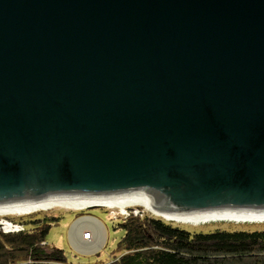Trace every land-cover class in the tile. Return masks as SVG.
<instances>
[{"label": "water", "instance_id": "1", "mask_svg": "<svg viewBox=\"0 0 264 264\" xmlns=\"http://www.w3.org/2000/svg\"><path fill=\"white\" fill-rule=\"evenodd\" d=\"M138 192L264 214V0H0V205Z\"/></svg>", "mask_w": 264, "mask_h": 264}, {"label": "trees", "instance_id": "2", "mask_svg": "<svg viewBox=\"0 0 264 264\" xmlns=\"http://www.w3.org/2000/svg\"><path fill=\"white\" fill-rule=\"evenodd\" d=\"M15 221L20 232L0 229V264H72L63 249L46 243L59 217ZM119 221L115 230L124 235L104 264H264V230L192 233L163 218L133 213Z\"/></svg>", "mask_w": 264, "mask_h": 264}, {"label": "rangeland", "instance_id": "3", "mask_svg": "<svg viewBox=\"0 0 264 264\" xmlns=\"http://www.w3.org/2000/svg\"><path fill=\"white\" fill-rule=\"evenodd\" d=\"M47 204H40L22 214L15 212H0V223H10L15 226H21L15 223V220L25 219L27 221L37 220L47 215L57 216L60 218L58 223L52 224V228L47 236V244L49 248L63 249L66 253L69 263L72 264H104L109 263L114 258V252L117 251V245L121 237L124 235L122 230H115V225L120 223L119 219L128 217L130 213L133 214H148L156 218H163L173 224L183 226L192 233H209L217 230L229 231H262L264 230V222L262 223H244V222H231V221H215L201 224L180 223L176 221L167 220L163 216H159L154 210L146 208L144 203H127L115 204L112 207L107 205L92 206L88 204H80L73 206L71 204L54 203L50 206ZM149 207V206H147ZM140 212V213H139ZM13 219V220H9ZM84 220V222H83ZM86 220V221H85ZM87 220H93L102 227L104 241L100 243V235L95 238L89 239L87 244H79L77 248L76 243L72 240V230L77 227L75 234L82 237L83 231L91 232L90 224ZM83 222V223H81ZM79 223V226H75ZM89 225V226H88ZM86 227V228H82ZM93 236V232L92 235ZM77 237V239H78ZM76 242V241H75ZM79 242V241H78ZM117 254V253H116ZM119 254V253H118Z\"/></svg>", "mask_w": 264, "mask_h": 264}, {"label": "bare ground", "instance_id": "4", "mask_svg": "<svg viewBox=\"0 0 264 264\" xmlns=\"http://www.w3.org/2000/svg\"><path fill=\"white\" fill-rule=\"evenodd\" d=\"M138 203L140 204L142 203H146L145 207L146 208H150L151 210H154L155 213L159 216H163L164 218H166L167 220H171V221H176V222H180V223H189V224H201V223H208V222H215V221H231V222H244V223H262L264 222V214H226V215H173V214H167V213H163L160 210L154 209L150 204H148L146 195L142 192H138L136 194H132V195H127V196H123V197H115V198H89V197H71V196H54V197H49L46 198L44 200L38 201V202H26V203H15V204H1L0 205V212L2 211H7V212H15V213H19L22 214L23 212H27L30 209H33L34 207H36L37 205L42 204H47L49 203V205L46 206H50L51 204L54 203H60V204H71L73 206H78L80 204H88V205H92V206H99V205H107V207H112L115 204H121V203ZM86 221V220H85ZM84 222V220H83ZM81 222V223H83ZM87 222H89L90 224V229L92 230L90 233V239H92V237H96L98 235H100V243L104 241V233L102 231V227L96 223L93 220H87ZM80 224L77 223V225L75 226H79ZM89 226V225H88ZM76 228H74L72 230V240L74 243H76L77 248H79V244H87L86 242H88V238H85V235L87 233V231H83V235L82 237H79L75 234H77V232L79 233L80 231L78 230L76 232ZM3 232H5L4 230H2ZM93 232V236L92 235ZM97 233L98 235L94 236ZM78 237V239H77ZM76 241V242H75ZM79 241V242H78ZM80 249V248H79Z\"/></svg>", "mask_w": 264, "mask_h": 264}, {"label": "built area", "instance_id": "5", "mask_svg": "<svg viewBox=\"0 0 264 264\" xmlns=\"http://www.w3.org/2000/svg\"><path fill=\"white\" fill-rule=\"evenodd\" d=\"M140 213V212H139ZM138 215V213L136 214ZM0 228L1 230H4L5 232L4 233H18L22 230V227L21 226H15L13 224H10V223H0ZM90 233H86V237H90Z\"/></svg>", "mask_w": 264, "mask_h": 264}, {"label": "clouds", "instance_id": "6", "mask_svg": "<svg viewBox=\"0 0 264 264\" xmlns=\"http://www.w3.org/2000/svg\"><path fill=\"white\" fill-rule=\"evenodd\" d=\"M1 229V228H0ZM85 238H88V240L90 239V237H86V235H85Z\"/></svg>", "mask_w": 264, "mask_h": 264}, {"label": "crops", "instance_id": "7", "mask_svg": "<svg viewBox=\"0 0 264 264\" xmlns=\"http://www.w3.org/2000/svg\"><path fill=\"white\" fill-rule=\"evenodd\" d=\"M82 228L84 229V228H86V227H82ZM93 238H94V237H93ZM88 242H90V241H88Z\"/></svg>", "mask_w": 264, "mask_h": 264}]
</instances>
